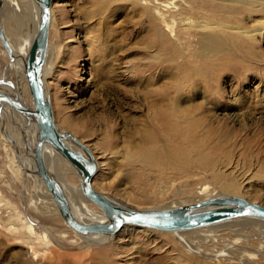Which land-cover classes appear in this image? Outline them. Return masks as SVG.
<instances>
[{
	"label": "rangeland",
	"instance_id": "obj_1",
	"mask_svg": "<svg viewBox=\"0 0 264 264\" xmlns=\"http://www.w3.org/2000/svg\"><path fill=\"white\" fill-rule=\"evenodd\" d=\"M147 1L54 0L51 49L55 56L61 54L46 86L55 124L94 153L99 168L93 187L119 204L154 210L226 194L194 168L191 182L157 180L152 173L146 174L145 181H136L139 166L131 164L129 154L135 157L136 148H142L152 134L156 105L159 109L178 96L179 107L198 119L201 137L215 130L208 144L218 149L225 183L237 186L234 195L264 207V29L249 44H232L228 39L229 49L216 54L219 59L209 65V56L200 47L206 30L191 29V36H182L179 24L172 32L159 19L157 30L151 24L152 17L157 18V3L166 11L167 6H177L173 10L178 19L186 16L202 23L205 17L250 30L264 28V10L237 14L245 7L233 5L230 17L229 12L213 13L204 0ZM143 8L146 13L141 12ZM6 18L1 15L0 22L7 25L9 34L19 33L14 18ZM171 21L168 16V24ZM70 40L76 43L66 50ZM2 51L0 47V79L8 62ZM161 92L168 94V100ZM1 112L0 107V264H97L98 254L113 264H237L205 260L184 249L172 234L132 226L123 227L106 244L78 248L84 240L67 229L59 213L45 215L31 204L37 184L22 177L15 158L20 153L32 162L35 147L31 144L28 149L30 142L20 131L24 119L3 121ZM43 235L49 236L50 246L42 242Z\"/></svg>",
	"mask_w": 264,
	"mask_h": 264
},
{
	"label": "bare ground",
	"instance_id": "obj_2",
	"mask_svg": "<svg viewBox=\"0 0 264 264\" xmlns=\"http://www.w3.org/2000/svg\"><path fill=\"white\" fill-rule=\"evenodd\" d=\"M96 1L99 2V0ZM143 1L150 3V1L147 0H143ZM155 1H159V0H155ZM202 2L204 4L211 5L213 7L212 9L213 13L229 12L230 17L233 15V13L231 12L232 9L231 6L233 5L241 6L243 8L245 7L244 9H241V11H237L238 12L237 14H244V12H247L248 9L264 10V0H204ZM105 4L107 3L105 2ZM52 5L50 7V23L48 30L46 52L44 56V62L40 70V82L48 100L50 101V104L52 99L49 96L50 93H48L49 89L46 86V82L47 80L49 81L52 74L54 75L56 57L59 58V55L61 54L58 53L55 56L54 49H51L53 48L50 41V31L52 28V21H53ZM167 7H166L167 8L166 11L164 10L165 8L163 9L161 7V3L160 4L157 3V7L154 8L156 9L157 18L155 19V17H152L151 19L152 26L153 27L155 25L157 26L159 24L158 23V19H159L160 23L163 22L164 24L163 23L162 24L165 25L167 30L172 32L175 29V26L179 24L180 27H182V30L180 31L182 36H191L192 34H189L191 29L206 30L207 32H205L204 35H202V36H206V38H204V42H201L203 45L200 46L201 45L200 44L199 46L201 47L202 53H204L206 56L207 55L209 56V63H208L209 65H213L214 61L219 59V58H215L216 54L225 52L227 49H229V46H231V44L228 42V39H231L232 44L234 43L239 45H242L243 43L249 44V39L251 37L253 38L259 37L264 29L262 27L256 30H250L244 26H238V25L231 26L228 23L213 22V20L211 19L209 20L208 18L205 17H202L203 18L202 23L205 24L207 23L206 25L202 24L199 21H195L192 18H187L186 16L178 19L176 15L177 6L173 8L169 6ZM201 8H203L202 10L206 11L204 7ZM143 9L145 10V8ZM143 9L141 10V12L146 13V10L144 11ZM168 9L171 11L173 9L176 10H173V12H171L168 11ZM1 15L7 17L6 19L14 18L15 23L18 25V28L17 27L16 28L19 29V33L16 32V35L13 34L14 36L13 35L11 36V34H9V31L7 30L6 27L7 25L6 24L4 25L2 24V22H0V27L4 31V36L6 38V41L8 42V45L10 46L13 57V59L10 60L8 54L2 48L3 49L2 53L5 54L8 62L6 63V68L3 74V78L0 79V81L2 82L0 84V94L8 95L12 100L15 101V103L18 106H20L26 111V112H19L17 109L11 107L8 103L0 101V107L2 108L1 115L3 121H5V118H7L8 121L11 119L12 120L15 119L17 121L20 118L24 119L20 126V131L25 141L30 142L28 143L27 147L29 150H31L30 147L31 144H33V146L36 148V144L38 141V130H37V125L35 123V119L31 114V111L34 109V105L28 89V84L27 87H25V83L27 82L24 75V70L26 66V59L28 53L30 51V48L33 44L34 38L39 28V7L34 0H28V1L5 0L4 3L3 0H0V16ZM168 16L172 17V21L170 22V24H168L169 22H167ZM257 22L259 21L254 20V23ZM156 26L154 27V30H157ZM24 31H27L28 34H25ZM158 31L160 32L161 30ZM12 32L14 33L13 30ZM156 36H159V34ZM74 43H76L74 40H70L67 42L66 45H64V48L66 50H70L73 47ZM165 45L167 47L168 42ZM0 47H2L1 43H0ZM104 47L106 48V46ZM62 48H60V51H62L61 50ZM5 88L6 89L9 88L11 89V91L9 92L7 89L6 92ZM173 89L175 90V92H177V88H173ZM27 96L30 99L29 101H27L26 99ZM161 97L165 98L164 100H166L168 94H164V92H161ZM176 98L177 99L172 98L168 103L161 105L159 109H157L158 105H156L154 109V114L152 115L151 118L152 120L151 123L154 127L152 134L149 135L147 138H145L144 146L142 148L139 147L136 148L137 154L135 155V157L133 156V154L132 155L129 154V158L131 159L130 160L131 164L133 166L135 165L139 166L138 170L140 172V175L136 176V181L139 182V180L141 179L142 180L144 179L145 181L146 174L152 173L156 175V177L158 178L157 180L168 179L172 182L173 180L176 179L180 181L181 179H184L191 182L192 179L194 178V174L191 169L194 168L197 169L200 174H204L206 179L209 178L210 180L219 184L222 190L226 192V194L222 193L221 195L207 196L202 201L214 197H231V196L238 197L234 195L237 186L235 184L230 185L225 183L226 177L221 172L219 166L221 164H219L217 158L218 149L212 148L208 144V141L212 140L211 138L215 137L216 135L215 130H212L211 128V131L207 132L208 136L201 137V135L199 134L200 124L198 119L195 118V116H193V113H187L186 111L182 110L179 107L178 96ZM52 115H53V111H52ZM53 121H54V115H53ZM54 125L60 134L62 135L68 134L70 137L71 136L74 137L80 143L86 146L76 136H73L72 134L67 133L66 131L61 129L60 127H57L55 121H54ZM13 130L18 131L19 129L13 127ZM70 137H66L64 139V143L68 148L80 152L79 148L74 144L72 138ZM15 139L17 140V138ZM11 141L17 144L16 141H14L13 139ZM17 142L18 144H22L18 140ZM23 148L24 146L22 147V149ZM35 148L32 151L33 153ZM208 148H211L212 150H208ZM90 152L92 153L94 162L96 164V172L94 174L95 177V175L98 172L99 166L97 163V159L94 156V153L91 150ZM31 158H32L31 159L32 162L29 159L27 160L24 159L22 157V154L20 153L18 154L17 158H15L16 160L18 159L17 162L22 168V170L20 169L22 177L27 182L37 184L34 193L35 195L34 197L36 198V200L35 201L31 200V204H33L36 209L40 210V212L45 215L53 211L59 213L53 201L52 195L46 189L45 185L40 180V178L36 175L34 154L33 155L31 154ZM42 160L46 170L48 171L50 176L56 181L58 187L62 191L68 203L70 213L74 218V220H76V222L84 225L109 224V220L105 217L103 211L100 210L94 204H92L83 195L81 190L82 177L78 169H76L72 164H70L68 161L62 158V156H60V154L56 152L47 143H43L42 146ZM194 160H197V164H193ZM232 168L233 170H235L236 167H232ZM93 178L90 184L92 188L96 190L93 187ZM203 190H208V189L207 187H205ZM105 196L108 198V200L113 201L119 206L124 208H129L123 204H119L118 202L114 201L107 195ZM251 204L258 205L256 203H251ZM182 206L173 205L164 209H172ZM184 206H187V204ZM258 206L263 207L261 205ZM154 210H161V209H154ZM34 227H35L34 225L30 226L31 235H33V233L36 232ZM66 227L69 231L74 232L67 225ZM125 227L127 226H124V228ZM13 230L14 232L20 231L18 228H13ZM146 230H150V229H146ZM121 231L122 229H119L118 231H116L111 235H103L97 233H87V234H77L75 232L74 233L75 235H77V237H80L82 240H84V244L79 245L78 248H84L85 246H90V245L106 244L108 241H111L113 237L118 236ZM164 233L174 235L184 249H188L187 251H190L192 254L194 253L198 255L200 258H203L205 260H211V262L212 260H214L215 262L217 260L219 261L223 260L222 262L231 261V262H236L237 264H264V219L262 218H257L253 216L234 218L195 229L164 232ZM192 238L196 239V241L192 240ZM41 240L47 246H50L49 244H52L51 240L49 239V236L47 235H43L41 237ZM97 256H100L97 258L99 259L101 258L100 262L97 264H113L112 262L107 263L105 260H103L104 258L107 259L106 257L104 256L102 257L100 254H98Z\"/></svg>",
	"mask_w": 264,
	"mask_h": 264
},
{
	"label": "water",
	"instance_id": "obj_3",
	"mask_svg": "<svg viewBox=\"0 0 264 264\" xmlns=\"http://www.w3.org/2000/svg\"><path fill=\"white\" fill-rule=\"evenodd\" d=\"M34 1L39 7V28L28 53L24 70L34 105L31 114L35 119L38 130V141L34 150V164L36 166V175L52 195L62 220L72 231L77 234L97 233L111 235L124 226L132 225L140 229L173 232L195 229L234 218L253 216L264 219L263 207L233 196L214 197L187 206L149 211L121 207L113 201L108 200L104 194L94 190L90 184L96 172L93 155L77 139L72 136L70 137L68 134L62 135L57 131L53 121L50 101L40 82V70L44 62L48 40L50 7L54 0ZM0 43L10 60H12V52L1 27ZM0 101L8 103L19 112H26L8 95L0 94ZM66 137L72 138L80 152L74 151L66 146L64 143ZM43 143L50 145L62 158L80 171L83 195L103 211L105 217L109 220V224L84 225L74 220L62 191L44 166L42 160Z\"/></svg>",
	"mask_w": 264,
	"mask_h": 264
}]
</instances>
